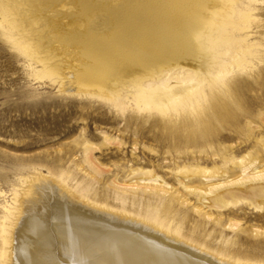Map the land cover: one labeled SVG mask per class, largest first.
I'll list each match as a JSON object with an SVG mask.
<instances>
[{
    "label": "rangeland",
    "instance_id": "rangeland-1",
    "mask_svg": "<svg viewBox=\"0 0 264 264\" xmlns=\"http://www.w3.org/2000/svg\"><path fill=\"white\" fill-rule=\"evenodd\" d=\"M85 1L88 7L80 15V27L100 38L97 19L124 2ZM258 7L256 14L264 23V0ZM220 20H215L216 27L205 23L206 16H198L192 31L201 45L204 31L214 40L220 38L227 21ZM40 24L42 28L44 21ZM62 59L55 58L61 64L58 73L38 77L29 59L0 33V223L1 205H16L31 183L41 180L56 193L67 192L81 206L128 215L220 258L264 264V190L259 189L264 176L241 180L238 164L249 155L256 160L253 165L264 169L260 86L253 84L244 92L249 98L245 105L255 118L243 125L251 122L254 131L233 133L213 122L217 135L202 137L197 127L184 124V118L195 122L199 107L185 110L172 107L170 101L167 108L151 99L150 84L169 65L159 71L136 65L109 82L120 87L119 96L99 97L88 93L93 91L88 85L87 94L67 90ZM78 69L69 70L77 76ZM251 98L257 102L252 104ZM192 129L196 136L189 139ZM221 181L225 184L215 185ZM149 213L159 219H150Z\"/></svg>",
    "mask_w": 264,
    "mask_h": 264
},
{
    "label": "bare ground",
    "instance_id": "bare-ground-1",
    "mask_svg": "<svg viewBox=\"0 0 264 264\" xmlns=\"http://www.w3.org/2000/svg\"><path fill=\"white\" fill-rule=\"evenodd\" d=\"M122 1L97 19L102 36L95 39L80 27V15L88 7L85 0H0V33L29 59L38 77L58 73L61 64L55 58L61 56L66 88L78 95L87 94L88 85L92 96H119L120 87L108 85L117 74L136 65L150 71L169 65L149 86L154 89L152 100L167 108L170 101L172 107L185 110L199 107L195 122L184 118V124L197 127L202 137L217 135L213 122L233 133L254 131L251 122L243 125L255 118L245 105L249 98L244 92L253 84L264 91L259 0ZM212 8L223 16L210 12ZM199 15L216 27L217 18L227 20L219 39L204 31L201 45L192 31ZM253 24L256 30L251 32ZM70 66H79L77 76ZM192 132L189 139L196 136ZM259 142L264 146V138ZM255 163L249 155L238 162L241 180L262 179L264 169ZM1 209L0 264H254L217 257L128 215L81 206L67 192L56 193L41 180L32 182L16 205L5 203ZM149 217L159 219L155 213Z\"/></svg>",
    "mask_w": 264,
    "mask_h": 264
}]
</instances>
